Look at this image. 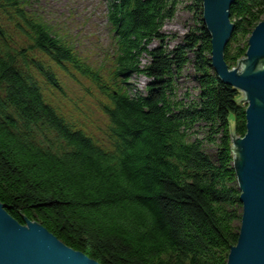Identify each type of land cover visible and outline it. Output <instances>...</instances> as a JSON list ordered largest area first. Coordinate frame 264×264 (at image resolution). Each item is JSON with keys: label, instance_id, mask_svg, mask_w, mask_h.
I'll return each mask as SVG.
<instances>
[{"label": "trees", "instance_id": "16d2710c", "mask_svg": "<svg viewBox=\"0 0 264 264\" xmlns=\"http://www.w3.org/2000/svg\"><path fill=\"white\" fill-rule=\"evenodd\" d=\"M183 1L121 0L113 11L123 19L118 75L150 83L145 96H117V143L105 145L49 102L61 89L54 67L69 73L75 55L21 2L0 0V202L18 223L40 224L99 264H226L241 221L231 139L245 136L246 109L211 68L202 0H188L196 23L169 46L164 28ZM230 15L231 69L264 21V0H236ZM182 78L196 84L194 98L179 96Z\"/></svg>", "mask_w": 264, "mask_h": 264}, {"label": "water", "instance_id": "95a60500", "mask_svg": "<svg viewBox=\"0 0 264 264\" xmlns=\"http://www.w3.org/2000/svg\"><path fill=\"white\" fill-rule=\"evenodd\" d=\"M236 0H202L201 20L210 35L213 72L225 84L243 92L246 134L233 136V170L239 192L241 221L238 241L229 250L226 264H264V21L248 40L243 73L229 70L224 51L234 32L230 9ZM0 264H99L75 251L43 226L26 220L18 223L0 202Z\"/></svg>", "mask_w": 264, "mask_h": 264}, {"label": "rangeland", "instance_id": "374dc122", "mask_svg": "<svg viewBox=\"0 0 264 264\" xmlns=\"http://www.w3.org/2000/svg\"><path fill=\"white\" fill-rule=\"evenodd\" d=\"M43 2L44 6H42V8L45 11V15L48 16L50 20H53V22L58 23L60 27L69 29V33L72 36H75L77 44L83 53H93L95 55L99 54L102 46L108 40L105 22L107 0H44ZM188 4L189 1L184 0L178 6L175 18L168 22L164 28L165 34H167L168 37L172 38L171 40H173L169 45L170 47H173L174 43L179 44L182 41V37L187 34V32L192 30L196 23L193 13L185 8V6ZM248 38L249 36L247 39L241 40V47H243L245 42L247 43L248 47ZM153 47L154 45H151L150 48ZM245 59L246 53L245 56L240 59L239 62H237V64L230 70L234 69L239 74H242L243 68L241 67L240 63ZM141 62L143 64L141 67H143L146 63V60L143 59ZM262 64L264 65V61H260L257 67H260ZM184 74V76L189 75L193 78V71L191 70V67L188 66L185 69ZM130 82L133 84V94H138V90L142 91L145 83H150L149 80H147L141 74L132 76ZM195 87L196 84L191 78L180 79L178 87L179 96L182 97L187 90L190 97L194 98L197 93ZM239 93L238 101L246 109L248 106V100L243 92ZM231 118L233 119V117ZM201 135H203V133ZM208 151L211 152V149ZM235 156L236 154L234 151L232 152V158L234 159ZM233 159L232 168L234 163ZM234 184L237 188L236 177Z\"/></svg>", "mask_w": 264, "mask_h": 264}, {"label": "bare ground", "instance_id": "6f19581e", "mask_svg": "<svg viewBox=\"0 0 264 264\" xmlns=\"http://www.w3.org/2000/svg\"><path fill=\"white\" fill-rule=\"evenodd\" d=\"M241 67H242L243 69H245L246 66H245V64H244V65L242 64Z\"/></svg>", "mask_w": 264, "mask_h": 264}]
</instances>
